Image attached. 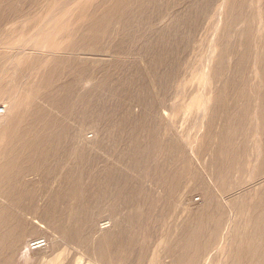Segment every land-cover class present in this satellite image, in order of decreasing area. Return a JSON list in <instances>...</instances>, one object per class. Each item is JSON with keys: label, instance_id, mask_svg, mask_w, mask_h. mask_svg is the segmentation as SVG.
I'll use <instances>...</instances> for the list:
<instances>
[{"label": "rangeland", "instance_id": "obj_1", "mask_svg": "<svg viewBox=\"0 0 264 264\" xmlns=\"http://www.w3.org/2000/svg\"><path fill=\"white\" fill-rule=\"evenodd\" d=\"M78 1L0 0V167L5 169L4 175L12 172L18 190L26 189L31 184V193L40 198L38 201L42 203L40 200H46L47 196L59 190L60 182L65 180L67 173L73 176L83 174L82 180L90 188L86 198L76 196L71 200H62V204L71 205L74 212L72 217L76 212V220H83V224L74 226V229L83 231L79 232L81 237L85 239L107 232L113 237L120 231H128L127 235L131 237V231L135 230V241L124 244L126 240L122 236L123 247L115 243L117 247L114 245V252L119 256L111 261L101 262L91 258L89 252L83 253L78 248L77 240L69 245L70 251L76 254L71 264H187L188 258L189 264H212V261L213 264H228V256L234 246L233 234L231 237L228 235V240H223L213 252L197 257L195 250L182 248L183 241H190L192 236L180 238L181 233L177 235V231H180L182 219L187 218V213L199 214L208 208L200 184L212 189V192L216 191L218 200L221 199L213 177L208 174L209 153L215 142L211 143L205 134L210 123L213 126L211 135L220 134L229 111L241 114L243 96L250 97L252 109L245 123L238 126L240 134L233 140L235 144L232 146L237 150L245 145L248 154L244 153L242 160L246 164L242 168L239 166L242 161L235 162L228 170L223 167L217 174L219 179L229 180L232 186L242 183L246 187L245 192L239 191V194L249 195V199H255L263 189L261 149L264 131L256 107L259 99L251 89L241 94L243 85L240 70H249L243 76L248 78L246 80L250 88L262 90L264 82L259 75V61L264 59V0H247L240 10L235 9L231 0H213L211 4H207L206 0ZM238 13L247 15L248 19L236 16ZM175 17L186 22L178 30L171 26ZM90 20L95 22L94 31L88 28ZM123 20H127V23ZM179 33L189 43L181 56L175 43L180 38ZM246 43L251 48L249 60ZM163 48L165 51L167 48L174 50L169 62L177 60L180 63L179 77L184 83L182 92L185 101L179 107H173L174 102L168 100L173 97L175 88L178 92L179 80L175 79L171 88L163 77L164 69L170 68L169 63L165 68V64L161 63L160 55L165 52ZM8 60L9 63L6 62ZM229 80L233 82L232 86L222 91L225 99L215 101L223 82ZM37 84L43 85L42 90H36V95H32L33 86ZM4 86L9 88L8 94L13 98L27 99L35 95V113H39L41 107L50 116L61 118L62 113L66 115L70 108L73 109L69 119L64 122L68 132L58 149L60 154L57 158L51 157L45 171H30L22 162H6L9 143L12 142L10 132L17 136L26 129H23L22 123L14 124L13 111L10 113L8 110L10 101L7 95L1 94ZM159 101H163L161 103L166 109L157 113L155 104L158 107ZM18 107L24 111L25 101ZM46 123L37 122L34 115L28 118L26 127H36L37 130L41 127L45 129L46 126V129L56 127L53 120ZM28 139L32 138L28 135ZM175 142L184 147V153L192 161L188 163L192 164L197 178L185 174L180 176L182 179H172L183 181L180 191H175L173 199H170L173 205L176 204L174 208L171 206L174 210L168 211L165 205L167 198L162 189L154 191L153 185L143 180H167L171 171L176 173L177 169L181 170L182 154L173 149ZM12 151L16 156L19 147ZM200 152L201 161L198 158ZM89 154L90 160L83 159ZM226 174L230 177H226ZM2 175L0 190L7 192L9 190L3 187L5 179ZM96 180H129V189L136 190L140 186L145 189L142 194L128 190L119 203L118 211L111 216L108 209L117 204L112 199L116 196L115 188H100ZM102 189H108L109 194L102 197L98 192ZM147 190L154 191L149 201L144 194L149 192ZM183 212L185 214L181 215ZM89 214L94 215L95 221L88 224L86 217ZM109 219L111 226L102 228L104 220ZM32 232H27L29 237L16 248L14 263L34 264L35 261L50 257L47 256L50 247L62 239V235L54 229L47 231L46 235L35 230ZM45 238L48 244L42 250H32V242ZM181 239L183 241L180 244L178 242ZM174 241L179 244L177 249L173 246ZM91 245L95 246L97 242H91ZM38 250L40 254L36 255ZM183 255H188L183 262L176 260Z\"/></svg>", "mask_w": 264, "mask_h": 264}, {"label": "bare ground", "instance_id": "obj_2", "mask_svg": "<svg viewBox=\"0 0 264 264\" xmlns=\"http://www.w3.org/2000/svg\"><path fill=\"white\" fill-rule=\"evenodd\" d=\"M212 1L213 0H206L207 4L208 3L211 4ZM230 2L232 5H235V9L240 10V8H242L244 6V4L247 2V0H239V1L236 0L235 3H234V0H231ZM80 8H81V6H80ZM233 9H234V7H233ZM47 11H48V9H47ZM106 11L108 12V9ZM109 11H111V10H109ZM237 15L239 16L241 14L238 13V14H236V16ZM241 16L248 19L247 15L243 16V14H242ZM95 17H96V15H95ZM173 19H175L176 22H175V20L172 21L171 26H175V28H177V30L186 24V22L185 23H184V21L182 22V20L180 18L175 17ZM253 19H254V16H252V20ZM86 22H88V21H86ZM124 22L127 23V20ZM93 23H95V22H92V20H90L88 28L91 31H94V30H92V29H94ZM130 23H131V21H130ZM231 26H232V24L230 25V27ZM61 28H62V26H61ZM98 28H100V27H98ZM248 28H251V27H248ZM58 29H60V27ZM58 29H57V31H58ZM76 30L78 31V29H76ZM61 31H62V29H61ZM245 31H246V29H245ZM56 34L58 35V33H56ZM73 34H74V31H73ZM79 34H80V32H79ZM98 34H100V33L98 32ZM245 34H246V32H245ZM46 35H48V34H46ZM178 35L180 36V38L175 43H176L178 53L181 56L185 52V49L187 48L189 43L186 42L183 35H181L180 33ZM94 36L96 37L95 34H94ZM85 38H83V39H85ZM224 38H226V37H224ZM97 39H98V37H97ZM248 39H249V37H248ZM81 42H83L82 39H81ZM263 43H264V40H263ZM243 46H245V45H243ZM229 48H231V46ZM249 49H251V48H249V44H247V48H246V55L248 56V58L246 57L247 60H249V52H250ZM162 51H165V49L163 48ZM173 52H174L173 49L167 48V50L165 52L161 53L160 60H161V63L163 65L165 64L164 68L167 67L168 66L167 63H169L170 68L168 67L169 69H164L163 77L166 78V82L168 81L170 87H171L172 82L175 81V79H176V81L179 80V85H178L179 88L177 89L178 92L176 91V88H175V93H174V95H172L173 97H170V95L168 96V98L170 97L168 100L174 102L173 107H179L180 104H182V102L185 101L184 95L182 92L183 91L182 88L184 87V83L179 77V76H181L180 75V71H181L180 63L177 60L170 61L171 63L169 62L170 56L173 54ZM223 55H224V53H223ZM256 55H258V54H256ZM10 60H8L6 62L9 63ZM160 60L158 59L159 64H160ZM243 61H245V60H243ZM257 62H258V60H257ZM259 63L261 66L260 70L262 72V73L260 72L259 75L263 79V82H264V59L260 60ZM176 64L178 65V67ZM26 67H28V66L26 65ZM55 67H56V64H55ZM249 67H250V65H249ZM54 70H56V69H54ZM247 71H249V70L247 69L246 71H243V68L240 70V78L242 79V85H243L241 87V89H242L241 94L243 95V94L249 92V89H251L252 90L251 92H253L255 94V96H258L259 105L256 106L258 109V115H259L258 119L261 121V128L264 131V86H263L262 90H259V91L257 90L256 87L250 88L249 87L250 86L249 81L246 80L248 78H245V76H243V74L247 73ZM168 72H170V74H168ZM215 78H216V74H214V79ZM244 80H245V82L243 83ZM232 83L233 82L230 80L223 82L222 89L220 88V90L218 91L216 98H215V101H221V100L223 101L225 99L222 96L223 95L222 91L225 92V90H229V88L232 86ZM45 84H47V82ZM6 87L7 86H4L3 88H1L2 89L1 94L7 95L8 99L10 101V105H9L8 110L10 111V113H11V110L13 111L14 124L16 122H18V124L22 123L23 129H26L17 136L14 135V133L12 131L10 132L9 137H10V141H12V142L9 143L10 150L7 151L8 154L5 158L6 162L12 163V164L22 162V164L26 165V167L29 168L30 171H31V169H35V170L37 169L38 171H40V170L45 171L46 165H47L48 161L51 159V157L57 158L56 156H58L60 154V152H58L59 151L58 149L61 148L62 141L66 136L65 134H67V132H68V131H66V129L64 127V126H66L64 124V122L66 121V119H69V117L73 113V109L70 108V111L67 113L68 115L67 114L65 115V113L64 114L62 113L63 117H61V118L50 116L45 111V109H42L41 107H39V113H35L33 110V108L36 106V102H37L36 97H35V95H36L35 91L40 90L43 87V85L37 84V85L33 86L34 92L32 93V95L33 94H35V95L33 97H31V98L29 97L27 99L26 98H13L12 96H10V93L8 94L9 88L8 87L6 88ZM218 89H219V87H218ZM179 90H181V91H179ZM21 91H23V90H21ZM203 91H204V89H203ZM46 92H48V90ZM28 96H29V94H28ZM203 96H204V94H203ZM243 98H244V100H242V101L244 102V105H243L242 109H240L241 114L239 112L232 114L229 111L227 116L224 118L223 129L221 130L220 134H215L214 137L211 135L210 131H211V128L213 127V126H211L212 125L211 123L209 124L208 130L206 131L207 133L205 134V136L208 138V140H211V143L215 142V144H214L215 146L212 148V151H210V153H209L210 162H209L208 167L210 169H208V174H210L213 177L214 186L219 191V193H220L219 197L221 199L218 200V198L215 194L216 191H213L214 192L213 193L211 191L212 189L210 190L207 187L201 186V184H200V186L198 185L204 193V199L206 201L208 208L206 210H204V212L199 213V214L187 213L186 214L187 218H184V219H182V216H181L182 222H181V226H180V231H177V233H178L177 235H180V233H181L180 238H187L188 236H190V237L192 236V239L190 241H188V240L183 241V239H181L180 242H178V243L181 244V242L183 241L182 248L184 250H195L197 252L196 256L200 257V256H204L207 252L208 253L210 251L213 252V250L217 249L219 247V245H221V242L223 240H228V235L231 237V235L233 234L234 246L232 248L230 255L228 256V258H229L228 264H250L251 262H254L253 264H264V186H263V189L261 190V192H259V194L256 195L255 199H249V195L239 194V191L243 192L246 188L243 186L242 183L232 186V185H230L231 183L229 180H224L223 178L219 179V177H218L219 175L217 174V172L221 168L223 169V167H224L228 170V168L232 167V164L235 162H238V161L241 162L242 161L241 164L239 165L242 168L246 164L244 159L242 160V158L245 157L244 153L247 152L245 150V145H241L243 147L241 149H237V150H234V148L232 146L233 143L235 142V141L233 142V140L236 138V136L238 134H240L239 133L240 131H238V126L243 125L242 124L243 122L245 123L247 116L252 109V106L250 105V102H251L250 97H248V96L244 97L243 96ZM89 100H91V99H89ZM22 101H25V103H26V109L24 111H22L18 107V104H20ZM161 102H163V101H159L158 107L155 104V109L157 110V113L163 112V110L166 109L165 105H163ZM234 102H237V101H234ZM208 105L211 106V104H208ZM62 107L64 110L65 109L64 106H62ZM204 107L206 108V106L203 105V108ZM213 111H214V109H212V112ZM34 115L37 117V122L42 121V123H46L47 121L50 122L53 120V123H55L56 127L54 126V128L46 129V127H47L46 126L45 129L43 127H41V128H38V130L36 127H26V123L28 121V118L31 119ZM214 123H215V121H214ZM43 125H45V124H43ZM214 132H216V131H214ZM260 133H262V132H260ZM15 134H17V133H15ZM28 135L32 139H28ZM39 135L41 137H39ZM263 137H264V135H263ZM7 140H9V139H7ZM182 143L184 144V143H186V141L182 142ZM157 146L158 145H156V147ZM5 147H7V146H5ZM18 147H19V151H18L17 155L15 156V155H13L14 151H12V150L14 148H18ZM187 147L189 149L188 142H187ZM187 147H185V148H187ZM173 149L182 154L181 170L177 169L176 173L174 171H171L168 174L167 180H143V181H146V183L152 184L153 185L152 190H154V191L157 188L162 189L164 196L167 198V199H165V200H167L165 205L169 209L168 211L174 210L173 208L176 204L173 205V203L171 202L170 199H173V195L175 194V191L179 190L182 187V181H183V180H172V179L176 178V177H178L179 179H182V177H180V176L185 175V174H190L194 179L197 178V175L193 172V169L191 166L192 161H190L188 155L184 153V150H185L184 147L179 142H175V143H173ZM261 150L263 151L262 167H264V145H263V149H261ZM205 151H206V149H205ZM247 154H248V152H247ZM199 155L200 156L198 157V154H197V157L201 161L202 153L200 152ZM90 156H91L90 154L88 156L85 155L83 157V159L90 160ZM188 162H191V163H188ZM138 169H140V168L138 167ZM4 171H5V169L1 168L0 174L4 175ZM221 171H219V172H221ZM83 176H84L83 174L73 176L70 172L67 173L65 175V180H61V182H60L59 190L50 194L49 196H47L46 200H44V199H42L44 201L40 200L42 202V203H40L38 201L40 198L38 199L34 194L31 193V190L33 188L31 184L27 185L26 189L18 190L16 188L17 182H15V180H13L12 172L11 173H5V175H4L5 180L3 183V187L8 188L9 191L5 192V191L0 190V264H18V263H14L15 250L17 247L20 246V244L25 242L27 237H29L27 232H30V234H31V233H34V232H32L34 230L38 231V233H40L42 235H46L47 231L54 229L55 232L62 235V239H61L60 243H58V244L53 243L52 246L50 247V253H49V255H47L50 257H45V258H42L38 261H35L34 264H66V263L71 264V261L73 259L74 260L76 259V254H73L74 252L70 251L71 248L69 247V245L74 244V242H76L77 240H78V242H77L78 248L83 253L89 252L91 255L90 256L91 258L95 259L96 261L99 260L101 262L111 261L113 258L119 256V254L116 251L114 252L115 243L118 244L120 246V248L123 247L122 236L126 240V241H124V244L126 242L128 243V242L135 241V238H134V231L135 230L131 231V237H130V235H127L128 231L127 232H123V231L121 232L120 231L119 234L114 235L113 237H111V235L107 232V233H100V234H96V235L87 236V238L85 237V239H84L83 237H81V233L83 231L77 230L76 228L74 229V226H76V225L79 226L80 223L83 224V220L82 219L76 220V216L78 215V214H76V212L72 217V214L74 212H72L71 205L70 204H62V200H65V199L71 200L72 198L74 199L77 197H79L80 199L83 197H84V199L86 198L85 195L90 191V188L84 183V180H82ZM225 176L230 177V175H228V174H226ZM225 176H223V177L225 178ZM231 178H230V180H231ZM225 179H227V178H225ZM96 181L100 185V188L101 187L103 188L105 186H106V188L108 187L109 189H110L109 186L115 188L116 196L113 197L112 199L117 204H114L111 208L108 209L111 213V216H114L115 215L114 213L116 211H118V208L120 207L119 203L122 202L125 195L128 194V190H129V192H133L134 189H129V188H131V187H129V180H96ZM144 189L145 188L140 186V187H137L136 190H134V191L137 194H142L144 192ZM147 191H149V190H147ZM154 191H149L148 193H144V194H146L148 201L153 196ZM98 192L102 197L104 195L109 194L108 189H102V191H98ZM170 195H171V197H170ZM87 197H88V195H87ZM68 200H67V202H69ZM83 205L85 206V204H83ZM171 206H173V208ZM183 214H185V213L183 212L181 215H183ZM86 219L88 220V224H89V222L91 223V221H93V222L95 221L93 214H89V216L86 217ZM104 221L105 222H103V224H101L102 228H107V227L111 226V220L110 219L104 220ZM170 229H171V227H170ZM18 232H20V233L17 234ZM79 232H81V233H79ZM208 234H209V236L207 237ZM169 235H171V234H169ZM175 239L177 240V238H175ZM91 242L92 243L97 242V245L93 246V245H91ZM178 243H176L175 241L173 243V246H175L176 249H177V246L179 245ZM47 244H48L47 239L34 241L31 243V246H33L32 250L41 249V248L45 247ZM226 244H227V242H226ZM186 252L187 251H185V253ZM115 253H117V254H115ZM35 254L36 255L40 254V251L36 252ZM187 256L188 255L179 256L178 259H176V260L183 262V260L186 259ZM218 257H219V254H218ZM187 260H188L187 264L191 263L189 258ZM114 262H118V261H114ZM214 262H216V261H214ZM212 264H213V261H212Z\"/></svg>", "mask_w": 264, "mask_h": 264}]
</instances>
